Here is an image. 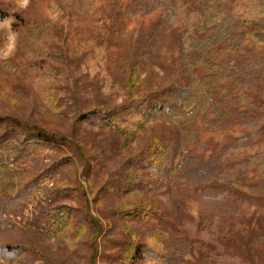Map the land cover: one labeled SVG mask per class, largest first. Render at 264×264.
Returning a JSON list of instances; mask_svg holds the SVG:
<instances>
[{"label": "trees", "instance_id": "trees-1", "mask_svg": "<svg viewBox=\"0 0 264 264\" xmlns=\"http://www.w3.org/2000/svg\"><path fill=\"white\" fill-rule=\"evenodd\" d=\"M124 1L106 0L112 17L124 14L128 19L137 16L147 18L158 12L161 16L150 36L139 44L136 64L131 71H124L113 60L102 58L112 67L116 66L113 68L114 79L107 78L110 91L117 87L133 94L141 84V64L158 60L161 37L179 25L184 26V33L180 68L160 90L142 99L133 98L118 110L93 111L81 118L89 129L115 131L125 140V147L140 132L149 138V144L144 145V142L135 154L124 160L123 171L111 174L99 187V192L110 195V198L100 200L108 213L104 215L106 231L110 235L126 234L138 241L136 248L127 246L123 256L126 264H187L184 259L187 245H194L202 252L205 264H243L241 256L226 248L228 226L224 224V218L231 212H225L228 211L224 206L228 197L226 192H206L202 197L200 225L196 227L183 219L178 230L153 197L167 191L175 192L178 186L184 187L181 181L194 185L216 181L230 184L234 181L229 180L230 173L236 174L238 168L224 169L221 161L203 163L196 152L203 131L245 121L248 112L256 108L248 89L264 86V56L249 54L246 62L237 65L233 55L244 51L240 44L243 40L264 46V12L257 33H242L236 17L213 0H200L202 10L195 12H187L182 0H128V6ZM62 2L66 12L73 11L78 15L96 12V7L88 0ZM19 19L24 28L19 35L20 52L28 59H53L43 46L54 41V33L62 22ZM220 47L223 48L224 60L216 61L212 54ZM199 68L205 73L202 78L195 75ZM0 71L17 77L22 75V67L11 60H0ZM54 74L50 70L48 77L53 78ZM182 74L188 77L186 82ZM49 90L54 91L48 99L54 108L62 93L52 88ZM18 91L20 95L14 97L0 88V102L13 110L25 108V93L21 89ZM59 141L65 140L43 128L17 119L0 118V209L5 212V209L12 208L18 212L22 205L36 197L39 189L43 190L51 198V202L41 208L40 223L43 225L46 221L47 225L33 230L34 234L40 233L60 244L70 242L68 245L74 249L83 244L82 234L88 228L83 225L84 220L76 219L78 211L69 205L71 195L76 192L71 180L77 176L76 162L54 154L48 164L40 165L41 155L55 148ZM5 149H9L7 156L3 152L7 151ZM80 160L84 162L82 176L91 185L86 164L89 159L80 154ZM11 164L15 168L10 169ZM247 165H252L264 176V155L255 156ZM140 166L143 172H139ZM56 175L60 179L54 188H41L46 178ZM14 177L18 178L19 184L6 183ZM244 189L253 195L264 193L263 184ZM87 222L95 227L97 236L104 233L105 228L99 220L88 216ZM129 222L134 223L132 228ZM151 224L159 228L152 229ZM78 225L84 226L82 231ZM181 235L188 240L183 244L175 243L174 240ZM251 245L254 261L258 263L264 258V236L253 239ZM95 258L96 254H92L91 264H96ZM136 258L141 263L135 262ZM6 261L14 263L11 258Z\"/></svg>", "mask_w": 264, "mask_h": 264}, {"label": "rangeland", "instance_id": "rangeland-1", "mask_svg": "<svg viewBox=\"0 0 264 264\" xmlns=\"http://www.w3.org/2000/svg\"><path fill=\"white\" fill-rule=\"evenodd\" d=\"M88 1L96 7V12L78 15L73 11L66 12L62 0H30L28 7L24 9L17 7L16 0H0V20L9 15L15 16L16 23L12 27L18 33L15 52L6 60L22 67L20 77L0 71V88L14 97L20 95L18 89L23 90L26 102V107L18 110L10 109L0 102V118L24 121L58 134L65 140L57 142L55 148L44 152L40 165L48 164L54 154H61V157L66 156L76 162L77 176L71 178L76 192L71 195L69 205L78 211L76 219L84 220L83 225L88 226L82 234L83 244L74 249L68 245L70 242L60 244L40 233L34 234L33 230L47 225L46 221L43 225L40 223L41 208L51 202L46 192L39 189L36 197L22 205L20 211L14 212L10 208L4 212V209H0V264H11L6 261L7 258L13 259V264H91L92 254H96V264H126L123 256L127 246L133 245L136 248L138 245V241L126 234L107 233L104 215L108 213L100 200L110 198V195L99 192V187L108 176L123 171V165L126 164L124 160L135 154L144 142V145L149 144V138L146 139L145 133L140 132L125 147V140L115 131L89 129L81 118L93 111L118 110L125 102L133 98L142 99L168 83L180 68L184 26L179 25L161 37L158 60L151 64H141V84L133 94L117 87L110 91L107 78L114 79L113 68L118 66L128 72L133 69L139 44L150 36L161 14L158 12L147 18L137 16L132 19L126 18L124 14L112 17L106 0ZM213 1L217 5L222 4L229 14L236 17L242 33L258 32L263 18L264 9L261 6H264V0ZM182 2L187 12L202 10L200 0ZM124 5H129L128 0L124 1ZM19 18L62 22L54 33V41L43 46L53 59H28L20 52L19 35L24 28ZM4 44V33L0 32V49ZM240 44L244 51L233 55L237 65L246 62L249 54L264 56V46L255 45L250 40H243ZM224 56L222 47L212 54L216 61H223ZM103 57L113 60L116 66L112 67L110 63L102 61ZM50 70L55 72L53 78L48 77ZM195 75L202 78L205 73L199 68L195 70ZM182 79L186 82L188 77L182 74ZM49 88L62 93L54 108L48 101L54 92ZM262 88L264 86L261 85L248 89L256 104V108L248 112V119L216 130H205L199 136L200 147L196 153L203 163L221 161L224 169L238 168L236 174L230 173L229 180L234 181L230 184L227 181H216L200 185L181 181L184 187L178 186L175 192L167 191L153 197L178 230L183 219L189 220L196 227L200 225L203 216L202 197L206 192H226L228 197L224 206H227L228 211L225 212L231 211L226 216L229 218L224 213V224L228 226L226 248L241 256L243 264H264V258L258 263L254 261L251 245L253 239L264 236V193L253 195L244 189L247 186L264 185L262 173L252 165H247L255 156L264 155ZM167 128L173 131L172 128ZM5 150L7 151L3 152L7 156L9 149ZM80 154L89 159L86 164L89 166L91 185L82 176L84 162L80 160ZM13 168L15 166H10V169ZM138 170L143 172V167L140 166ZM59 179V175L48 177L41 188L51 190ZM6 183L17 185L20 182L14 177ZM219 215L223 217V214ZM88 216L103 224L105 231L102 235L97 236L95 227L85 223ZM83 225H78V229L81 228L82 231ZM128 225L132 228L134 223L129 222ZM150 227L159 228L154 224ZM187 240L188 237L181 235L174 241L183 244ZM185 250L184 259L187 264H205L204 256L196 246L187 245ZM135 262L141 263V260L138 262L136 258Z\"/></svg>", "mask_w": 264, "mask_h": 264}, {"label": "clouds", "instance_id": "clouds-1", "mask_svg": "<svg viewBox=\"0 0 264 264\" xmlns=\"http://www.w3.org/2000/svg\"><path fill=\"white\" fill-rule=\"evenodd\" d=\"M16 3L18 8L24 9L28 7L30 0H16ZM52 18L55 19V16ZM14 23H16V18L12 15L0 20V32L4 33L5 38L4 47L0 49V59L6 60L15 52L18 33L13 30Z\"/></svg>", "mask_w": 264, "mask_h": 264}, {"label": "built area", "instance_id": "built-area-1", "mask_svg": "<svg viewBox=\"0 0 264 264\" xmlns=\"http://www.w3.org/2000/svg\"><path fill=\"white\" fill-rule=\"evenodd\" d=\"M10 166H13V164H11ZM10 168V167H9ZM18 220H20L19 218H18Z\"/></svg>", "mask_w": 264, "mask_h": 264}]
</instances>
